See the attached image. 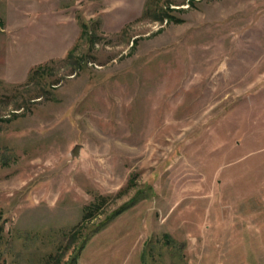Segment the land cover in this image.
I'll use <instances>...</instances> for the list:
<instances>
[{
	"label": "rangeland",
	"instance_id": "rangeland-1",
	"mask_svg": "<svg viewBox=\"0 0 264 264\" xmlns=\"http://www.w3.org/2000/svg\"><path fill=\"white\" fill-rule=\"evenodd\" d=\"M122 207L76 264H264V0H0V264Z\"/></svg>",
	"mask_w": 264,
	"mask_h": 264
},
{
	"label": "trees",
	"instance_id": "trees-1",
	"mask_svg": "<svg viewBox=\"0 0 264 264\" xmlns=\"http://www.w3.org/2000/svg\"><path fill=\"white\" fill-rule=\"evenodd\" d=\"M147 11V10H146ZM71 59V55L70 54H68L67 56H66V58L64 59V61L65 62H68V60H70ZM52 64H55V62L54 61H51V62H49V63H47V64H45V65H42V66H37V67H35L34 69H32L31 71H30V74H29V76H28V78H27V83L30 85V83L32 84L33 83V81H35V80H37V79H39V80H41L42 78H43V86L41 87L42 89V94H43V96H42V94L41 95H39L37 98H44L45 96H44V94H48L49 93V91H48V89L50 88V87H52L53 85H55V84H53L51 81H48L47 79V76H48V74L50 73V71H51V69H52ZM84 68V66H82L81 67V69H83ZM14 90H18L17 88H14ZM35 99H36V97H35ZM127 210V207H122V208H120V209H118L117 211H115L114 212V214H112V216H110L108 219H107V221L106 222H104V223H102V224H99V225H97V226H94V227H92L91 229H90V231H89V233L86 235V236H83V239L81 240V242H80V246H79V248L77 249V251H76V254L70 259V262L68 263V264H76L77 263V259H78V257H79V255H80V253H81V251L83 250V248H84V246H85V244H86V242L89 240V238L91 237V236H94V235H96L97 233H99L101 230H103L112 220H114L115 218H117L118 216H120L122 213H124L125 211ZM94 207H91V206H87L86 208H85V213L83 214V217H82V221L83 222H86V221H88L90 218H92V216H93V214H94ZM165 240H166V244L172 249V247H174V246H172V245H174L175 243H174V241L170 238V237H168V236H165Z\"/></svg>",
	"mask_w": 264,
	"mask_h": 264
},
{
	"label": "water",
	"instance_id": "water-1",
	"mask_svg": "<svg viewBox=\"0 0 264 264\" xmlns=\"http://www.w3.org/2000/svg\"><path fill=\"white\" fill-rule=\"evenodd\" d=\"M82 149L81 145H75L70 151V157L72 160L77 159L79 157L80 151Z\"/></svg>",
	"mask_w": 264,
	"mask_h": 264
}]
</instances>
